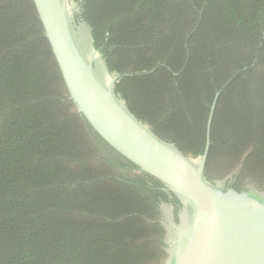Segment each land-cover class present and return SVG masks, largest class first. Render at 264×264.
Wrapping results in <instances>:
<instances>
[{"label": "trees", "instance_id": "16d2710c", "mask_svg": "<svg viewBox=\"0 0 264 264\" xmlns=\"http://www.w3.org/2000/svg\"><path fill=\"white\" fill-rule=\"evenodd\" d=\"M129 111L264 190V0H72ZM218 95V96H217ZM183 204L70 98L34 0H0V264H165Z\"/></svg>", "mask_w": 264, "mask_h": 264}, {"label": "water", "instance_id": "95a60500", "mask_svg": "<svg viewBox=\"0 0 264 264\" xmlns=\"http://www.w3.org/2000/svg\"><path fill=\"white\" fill-rule=\"evenodd\" d=\"M34 3L78 111L113 148L162 181L183 204L178 222L174 206H163L165 264H264V190L255 185L238 190L228 179L211 181L205 174L216 101L204 154L193 159L137 119L118 97L119 76L109 79L89 28L75 23L77 4Z\"/></svg>", "mask_w": 264, "mask_h": 264}, {"label": "rangeland", "instance_id": "374dc122", "mask_svg": "<svg viewBox=\"0 0 264 264\" xmlns=\"http://www.w3.org/2000/svg\"><path fill=\"white\" fill-rule=\"evenodd\" d=\"M102 61V60H101ZM103 63V62H102ZM104 66V65H103ZM105 68V67H104ZM108 75V74H107ZM109 79H111L112 76L108 75Z\"/></svg>", "mask_w": 264, "mask_h": 264}, {"label": "flooded vegetation", "instance_id": "af4514ba", "mask_svg": "<svg viewBox=\"0 0 264 264\" xmlns=\"http://www.w3.org/2000/svg\"><path fill=\"white\" fill-rule=\"evenodd\" d=\"M228 179V178H227ZM230 185V184H229ZM249 186V185H248Z\"/></svg>", "mask_w": 264, "mask_h": 264}]
</instances>
